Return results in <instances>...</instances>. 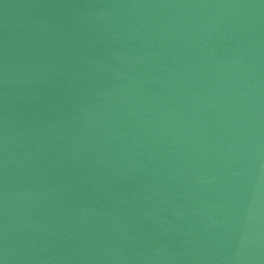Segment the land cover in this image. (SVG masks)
<instances>
[{
	"label": "water",
	"instance_id": "obj_1",
	"mask_svg": "<svg viewBox=\"0 0 264 264\" xmlns=\"http://www.w3.org/2000/svg\"><path fill=\"white\" fill-rule=\"evenodd\" d=\"M3 264H264V0H0Z\"/></svg>",
	"mask_w": 264,
	"mask_h": 264
},
{
	"label": "snow or ice",
	"instance_id": "obj_2",
	"mask_svg": "<svg viewBox=\"0 0 264 264\" xmlns=\"http://www.w3.org/2000/svg\"><path fill=\"white\" fill-rule=\"evenodd\" d=\"M0 264H3V261L2 260H0Z\"/></svg>",
	"mask_w": 264,
	"mask_h": 264
}]
</instances>
